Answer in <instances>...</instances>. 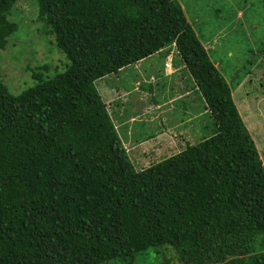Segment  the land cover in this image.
Masks as SVG:
<instances>
[{
    "label": "trees",
    "instance_id": "trees-1",
    "mask_svg": "<svg viewBox=\"0 0 264 264\" xmlns=\"http://www.w3.org/2000/svg\"><path fill=\"white\" fill-rule=\"evenodd\" d=\"M17 1L0 0V49L18 31ZM38 7L70 62L47 78L33 69L19 94L0 78V264H100L165 243L184 264H264V162L181 3ZM171 45L214 133L136 169L96 82Z\"/></svg>",
    "mask_w": 264,
    "mask_h": 264
},
{
    "label": "rangeland",
    "instance_id": "rangeland-1",
    "mask_svg": "<svg viewBox=\"0 0 264 264\" xmlns=\"http://www.w3.org/2000/svg\"><path fill=\"white\" fill-rule=\"evenodd\" d=\"M178 1L183 6L191 24L195 26L200 40L203 43H210V46L213 47L209 50L211 57L214 60L219 58L222 61V71L226 79L233 85L236 105L264 162V59L262 57L264 0ZM38 8V0H18L9 16L17 22L19 28L10 36L7 47L0 49V78L13 94H19L37 83L38 79L34 78L32 74L33 69L44 71L41 77L47 78L64 71L70 62L65 52L57 45L54 36L49 35L45 22H41L39 19ZM195 16L203 18L196 20ZM204 32H207L208 37L204 35ZM216 36H220V38L217 39ZM165 49L166 52H169L168 58L172 59L168 61V64L171 67L176 64V60L173 58L175 56L180 58L179 64L181 65L176 72L174 70L170 72H175V74L169 80L160 82L163 80L159 79L160 77L158 78L155 73L157 74L156 69L163 64V61L160 64V59H151L143 65L133 63L96 82L97 90L106 100L109 94L117 92L118 89L126 91L127 97L122 99L124 101L127 99L125 110L130 114H134L135 111L141 114L144 111L143 117L147 119L148 116L152 123L149 128H147L148 124H137L135 120L127 125L118 126L112 115L118 134L122 132L126 136L129 129L134 134V141H138L146 135L158 133L161 127H165L163 134L155 135L158 145L144 147L146 154H149L147 157L146 154L141 158L134 156L144 153L140 148L128 151L136 169L160 161L181 149L179 141L173 142L174 136L171 132H176L175 129L193 128L195 140L210 136L215 129L213 119L207 110V102L202 92L198 90L199 88L177 52L176 46L171 45ZM233 68L237 71L234 72ZM246 73H250V75L248 78L246 76L245 85L243 87L241 85L242 88L238 86V90L237 81ZM180 88L187 89L185 93L192 94L193 90L196 92H193L191 96L176 97L173 101H169V96ZM235 89L238 91L235 92ZM177 93L180 95L182 91ZM121 96H124V93H121ZM140 96L143 100H148L147 106L145 102H141L139 107H135L134 101H139ZM122 100L118 101L116 105L113 104L112 110L115 117L122 115L120 109ZM149 100H158L164 106L163 111L160 107L162 115L159 119H151L154 115L153 111L158 110V107ZM112 102H115L114 99ZM107 109L110 111L109 104ZM201 124L206 127L201 128ZM119 135L121 137V134ZM129 136L126 137V141ZM144 140L146 139H142L140 143H143ZM147 144L149 142L145 143V145ZM132 263L184 264L175 247L168 243L150 246L148 249L138 252L133 259L118 257L100 264Z\"/></svg>",
    "mask_w": 264,
    "mask_h": 264
},
{
    "label": "crops",
    "instance_id": "crops-1",
    "mask_svg": "<svg viewBox=\"0 0 264 264\" xmlns=\"http://www.w3.org/2000/svg\"><path fill=\"white\" fill-rule=\"evenodd\" d=\"M201 17L202 16H195V19L196 20H198V19H200L201 20ZM188 18V20H189V22L191 23V21H190V19H189V17H187ZM203 18V17H202ZM192 26L194 27V29H195V32H196V34H197V31H196V28H195V26L192 24ZM209 31V30H208ZM198 35V34H197ZM204 35H206V37H208V34H207V32H204ZM199 37V36H198ZM216 38L217 39H219L220 38V36H216ZM218 42V41H217ZM204 45H205V47L207 48V50L209 51L210 50V48H213L212 46H210V43H204ZM167 48V47H166ZM166 49L164 48V50H162V51H160V52H157V53H155V54H153V55H151V56H149V57H146V58H144V59H142V60H140V61H138V62H136V63H134V64H137V65H143V63H145L146 61H149V60H151V59H160L159 61H160V64H162V61H163V64L162 65H160V67L158 68V69H156V71H157V74L155 73V75L159 78V79H161V80H163V81H160V82H164V81H166V80H169V79H171V78H173L174 76H173V74H175V72L177 71V69H179L180 67H181V65L179 64L180 63V58H178V57H175V56H173V58H175V60H176V64H174L172 67L168 64V61H170V60H172L171 59V57L170 58H168V53L169 52H166L165 51ZM181 57V56H180ZM168 58V59H167ZM182 59V58H181ZM213 59V58H212ZM218 60V61H217ZM217 60H214L213 59V61L215 62V64H216V66L222 71V68H221V66L223 65V63H222V61L218 58ZM184 62V61H183ZM185 63V62H184ZM132 65V64H131ZM129 66V65H128ZM175 66V67H174ZM127 67V66H126ZM139 67H141V66H139ZM224 68H227V67H224ZM175 71V72H173V73H170V72H172V71ZM233 71L235 72V71H237L235 68H233ZM222 73H223V71H222ZM224 74V73H223ZM236 75H238V74H236ZM250 75V73H246L245 75H243L242 76V78L240 79V80H238L237 81V89H238V86H240L241 87V85H242V87L245 85V78H246V76H247V78H248V76ZM110 76V75H109ZM225 76V75H224ZM105 78V77H104ZM246 78V79H247ZM103 79V78H102ZM194 80V82L196 83V81H195V79H193ZM243 81V82H242ZM242 82V83H241ZM144 83V82H143ZM143 83L141 84V87L143 86ZM230 83V82H229ZM241 83V84H240ZM230 85H231V88H232V93H233V85L230 83ZM197 87V86H196ZM241 87V88H242ZM198 89V88H197ZM237 89H235V92L236 91H238ZM199 90V89H198ZM178 91H182V93L179 95L177 92ZM187 91V89L186 90H182L181 88L180 89H177L176 91H174L173 92V95L171 94L170 96H169V101H173L174 99H176V97H181V96H191L192 94H193V92H196V90H193V92H192V94L189 92V93H185ZM121 93H124V96H121ZM126 91H122L121 89H118L117 90V92H113V93H111V94H109V97H108V99L106 100V99H104L105 100V102H106V104L108 105H110V111H109V113H110V115H111V118H112V115H113V117H114V119H115V121H116V124H118V126H121V125H123V124H125V125H127L129 122H131V121H133V120H135L136 122H137V124H148L147 125V128H149V126L150 125H152V123H151V121L148 119V116H147V119L146 118H144L143 116H144V114H142L143 112H141L140 110H138V111H140L141 112V114L140 113H138L137 111H135L134 112V114H130V113H128L126 110H125V103H126V101H127V99L124 101V100H122L123 99V97L124 98H126L127 96H126ZM103 96V95H102ZM104 98V97H103ZM233 98H234V95H233ZM113 99H114V101L115 102H112L113 101ZM139 99V101H134V103H135V107H139V104L141 103V102H145V105L147 106V103H148V100L146 101V100H143L142 98H141V96L138 98ZM123 101L122 102V106H120V109H121V113H122V115H117V117H115V115H114V112H113V110H112V108H113V104L114 105H116V103L118 102V101ZM154 106H156V107H158L157 109L158 110H154L153 111V114L154 115H152V117H151V119H159L160 117H161V113H162V111L164 110V106L162 105V103L160 102V101H158V100H156V101H154V100H149ZM235 101V100H234ZM149 102V103H150ZM184 102V101H183ZM195 102V101H194ZM236 103V102H235ZM162 108V111H161V108ZM146 108V107H145ZM109 110V109H108ZM208 110V112H210V110H209V108L207 109ZM112 113V114H111ZM211 115V114H210ZM138 117V118H137ZM146 121V122H145ZM209 123H210V120H209ZM200 127L201 128H205L206 126L205 125H200ZM165 127H161L159 130H158V133H156V134H163L165 131L163 130ZM171 131H173L172 129H171ZM175 131L176 132H171V134L174 136V139H173V142L174 143H176V142H178L179 141V144L182 146L181 147V149L179 150V151H175L174 153H172V154H170V155H173V154H175V153H178V152H180L181 150H182V148L184 147V145H185V143H186V140H188L189 139V137H190V135H192L193 137L195 136V132H194V130H193V128H190V129H186V127H184V128H178V129H175ZM119 134H121V138L123 139V143H124V145H125V147L127 148V150L130 152V150H138L139 148L144 152L142 155H139V154H136V155H134V156H137V158H141V157H144V155L146 154V150H145V148L144 147H152V146H156V145H158V139H157V137H155V135L156 134H154V135H150V136H147L146 135V137H143L142 139H146V140H144V141H142L143 143H140V141L142 140V139H140V140H138V141H134V134H133V132L132 131H130L129 129H128V131H127V135L125 136L122 132H119ZM180 134V135H179ZM130 135V136H129ZM127 136H129V138H128V140L126 141V137ZM156 139V141H154ZM146 141V142H145ZM149 142V144H147V145H145V143H148ZM149 154H146V157L148 156ZM169 155V156H170ZM168 157V156H167Z\"/></svg>",
    "mask_w": 264,
    "mask_h": 264
}]
</instances>
